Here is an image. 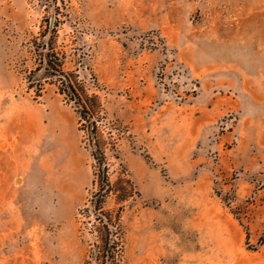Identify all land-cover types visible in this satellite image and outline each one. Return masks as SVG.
Masks as SVG:
<instances>
[{
    "label": "rangeland",
    "instance_id": "rangeland-1",
    "mask_svg": "<svg viewBox=\"0 0 264 264\" xmlns=\"http://www.w3.org/2000/svg\"><path fill=\"white\" fill-rule=\"evenodd\" d=\"M53 28L122 132L120 264H264V0H0V264H85L93 242L78 115L29 77Z\"/></svg>",
    "mask_w": 264,
    "mask_h": 264
},
{
    "label": "trees",
    "instance_id": "trees-1",
    "mask_svg": "<svg viewBox=\"0 0 264 264\" xmlns=\"http://www.w3.org/2000/svg\"><path fill=\"white\" fill-rule=\"evenodd\" d=\"M49 33L48 28L41 34L44 38ZM55 28L50 32L49 40L43 45L46 51L40 60V66L30 72L33 77L41 69L44 79L52 78L58 93L72 104L78 115L79 130L83 133V143L89 150L92 160V191L86 206L80 214L86 220L88 232L93 237L89 244L88 258L85 264H120L125 244V229L122 214L129 201L139 197L129 173L124 166L118 150V142L122 134L117 128H110L108 136L104 135L102 127L106 126V118L102 116L103 106L98 95L90 93L85 83L80 80L75 71L64 69V59L52 47V37ZM33 88L34 86H30ZM43 84L35 86L38 93ZM116 132V136L112 131ZM115 152L114 158L119 162L115 180L111 179V164L107 158V147ZM110 147V148H111ZM113 200V207L108 205Z\"/></svg>",
    "mask_w": 264,
    "mask_h": 264
}]
</instances>
